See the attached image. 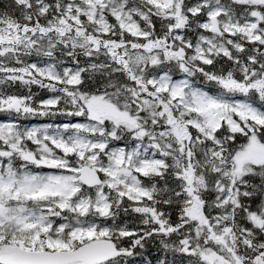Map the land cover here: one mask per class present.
<instances>
[{
  "label": "snow or ice",
  "instance_id": "snow-or-ice-1",
  "mask_svg": "<svg viewBox=\"0 0 264 264\" xmlns=\"http://www.w3.org/2000/svg\"><path fill=\"white\" fill-rule=\"evenodd\" d=\"M0 264H264V0H0Z\"/></svg>",
  "mask_w": 264,
  "mask_h": 264
}]
</instances>
